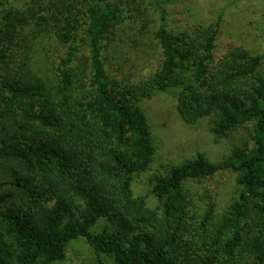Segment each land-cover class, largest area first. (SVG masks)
<instances>
[{
  "label": "trees",
  "instance_id": "obj_1",
  "mask_svg": "<svg viewBox=\"0 0 264 264\" xmlns=\"http://www.w3.org/2000/svg\"><path fill=\"white\" fill-rule=\"evenodd\" d=\"M13 2H0V264H56L79 238L97 264H264V56L215 57L222 14L174 32L162 0ZM139 22L154 27L159 67L117 81L108 56ZM47 39L67 48L57 64L40 52ZM172 89L184 123L212 118L216 136L249 141L223 163L199 153L171 166L150 207L133 190L157 152L143 103ZM226 170L234 202L201 207L196 184Z\"/></svg>",
  "mask_w": 264,
  "mask_h": 264
},
{
  "label": "rangeland",
  "instance_id": "obj_2",
  "mask_svg": "<svg viewBox=\"0 0 264 264\" xmlns=\"http://www.w3.org/2000/svg\"><path fill=\"white\" fill-rule=\"evenodd\" d=\"M15 6L23 7L29 0H13ZM169 13L168 23L174 32H180L201 23L211 24L218 21L222 14L220 34L217 39L215 57H221L229 47H243L253 55L264 56V0H162ZM4 2V0H0ZM4 7L0 6V13ZM132 22V21H131ZM153 25L142 29L139 24L129 23L121 34L115 48L108 56V73L117 81H134L148 78L156 72L161 61V51L154 41ZM149 33V35H148ZM40 52L49 55L51 63L57 64L58 58L65 55L67 48L55 46L47 39ZM38 48V49H39ZM50 50V53H49ZM39 56L36 55V58ZM179 90L172 89L157 94L153 99L144 101L145 110L156 145V156L147 173L136 178V196L149 197L150 207L156 206L151 196L152 180L167 173L169 168L179 165L197 154H204L213 163H223L230 159L232 148L249 141L245 130H239L230 137H218L212 133V118L201 119L197 124L184 123L177 111ZM237 175L226 170L214 178L196 184L201 207L208 201L217 202L220 211L231 205L237 194ZM210 196V199H205ZM106 224L100 221L94 231L102 230ZM106 264L112 260L103 257ZM98 255L86 239L79 238L67 246L66 258L56 264H97Z\"/></svg>",
  "mask_w": 264,
  "mask_h": 264
}]
</instances>
